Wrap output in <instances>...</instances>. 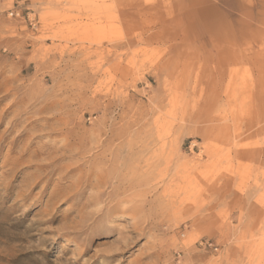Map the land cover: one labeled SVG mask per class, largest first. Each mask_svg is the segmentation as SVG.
<instances>
[{"label": "rangeland", "instance_id": "rangeland-1", "mask_svg": "<svg viewBox=\"0 0 264 264\" xmlns=\"http://www.w3.org/2000/svg\"><path fill=\"white\" fill-rule=\"evenodd\" d=\"M0 264H264V0H0Z\"/></svg>", "mask_w": 264, "mask_h": 264}, {"label": "bare ground", "instance_id": "bare-ground-1", "mask_svg": "<svg viewBox=\"0 0 264 264\" xmlns=\"http://www.w3.org/2000/svg\"><path fill=\"white\" fill-rule=\"evenodd\" d=\"M150 222V221H149Z\"/></svg>", "mask_w": 264, "mask_h": 264}]
</instances>
